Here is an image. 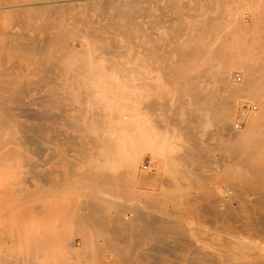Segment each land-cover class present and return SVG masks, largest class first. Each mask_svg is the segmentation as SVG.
I'll use <instances>...</instances> for the list:
<instances>
[{
	"label": "rangeland",
	"instance_id": "374dc122",
	"mask_svg": "<svg viewBox=\"0 0 264 264\" xmlns=\"http://www.w3.org/2000/svg\"><path fill=\"white\" fill-rule=\"evenodd\" d=\"M0 9V264H264V0Z\"/></svg>",
	"mask_w": 264,
	"mask_h": 264
},
{
	"label": "bare ground",
	"instance_id": "6f19581e",
	"mask_svg": "<svg viewBox=\"0 0 264 264\" xmlns=\"http://www.w3.org/2000/svg\"><path fill=\"white\" fill-rule=\"evenodd\" d=\"M2 1H4V0H2ZM122 1H123V0H122ZM119 3H120V2H119ZM105 4H107V3H105ZM127 4H128V3H127ZM25 6H26V5H25ZM108 6H109V5H108ZM113 6H114V5H113ZM18 7H19V6H18ZM120 7H121V6H120ZM120 7H118V8H120ZM122 7H123V6H122ZM3 8H5V7H3ZM3 8H2V9H3ZM13 8H14V7H13ZM13 8L11 7L12 10H13ZM19 8H20V7H19ZM7 9H8V7H7ZM17 9H18V8H17ZM65 9H67V8H65ZM0 10H1V9H0ZM7 11L9 12L10 9L7 10ZM119 11L122 12L121 10H119ZM135 11H138V8H136ZM16 12H17V11H16ZM11 13H13V12L11 11ZM8 14H9V13H8ZM10 16H11V14H10ZM11 17H12V16H11ZM225 73H226V72H225ZM221 74H222V73H221ZM222 75H223V74H222ZM222 75H221V78H220L221 80H222V78H223ZM224 77H225V76H224ZM224 88H225V87H224ZM230 91H232V90L230 89ZM196 92H197V91H196ZM198 94H199V92H198ZM199 99H200V98H199ZM225 100H226V99H225ZM223 101H224V99H223ZM223 101H222V102H223ZM226 101H228V100H226ZM231 101H232V100H231ZM224 102H225V101H224ZM224 102H223V103H224ZM227 104H229V106L233 108V106L230 105V104H232L230 101H229L228 103H226V105H227ZM222 105H223V104H222ZM224 106H225V103H224ZM2 107H3V106H2ZM2 107H0V108H2ZM226 107H227V106H226ZM226 107H225L224 109H226ZM22 109H23V108H22ZM229 109H230V108H229ZM229 109H228V107H227V110H229ZM1 110H2V109H1ZM20 110H21V109H20ZM26 110H27V109H26ZM26 110H25V111H26ZM2 111H3V110H2ZM27 111H28V110H27ZM230 111H231V110H230ZM233 111H234V109H233ZM28 112H29V111H28ZM231 112H232V111H231ZM25 113H27V112H25ZM10 119H11V117H10ZM228 119H229L228 115L225 114V115H223V116H220L218 120H220V121L224 124V125H223V124H222V125L226 127L227 124H228V123H227ZM5 123H6V124H5ZM5 123H4V125H8V124H9V122H5ZM226 123H227V124H226ZM228 126H229V125H228ZM25 127H26V126H25ZM25 127H24V128H25ZM22 128H23V127H22ZM29 128H32V127H29ZM219 128H220V126H219ZM228 128H229V127H228ZM27 129H28V126H27ZM27 129L25 128V130H27ZM34 129H35V130H34ZM36 129H37V128H33L32 130L36 131ZM41 129H42V128H41ZM44 129H45V128H44ZM25 130H24V131H25ZM42 130H43V129H42ZM27 132H28V130H27ZM39 132H41V131H39ZM41 133H44V132H41ZM34 134H35V133H34ZM242 134H243V133H242ZM234 135H235V134H234ZM234 135H233V136H234ZM236 135H237V134H236ZM231 136H232V135H231ZM233 136H232V137H233ZM244 136H245V135L243 134L242 136H240L239 139H244ZM30 137L33 138L34 136H30ZM228 138H229V137H228ZM40 140H41V139H40ZM30 141H31V138H30ZM34 141H35L36 143H38L37 141H39V140H37V141L34 140ZM35 142H33V143H35ZM239 142H240V141H239ZM239 142H238V143H239ZM231 145H232V144H231ZM233 145H234V144H233ZM256 146H257V144H256ZM256 146H255V147H256ZM235 147H236V148H235ZM235 147H234L233 149L230 147V148L232 149L231 154H232L234 151L237 152V149L240 151V149L242 148L241 146H240V148H238L237 146H235ZM36 148H37V146H36ZM41 149H42V148H41ZM234 149H236V150H234ZM229 150H230V149H228V151H229ZM235 152H234V153H235ZM261 152H262V151H261ZM234 153H233V155H234ZM229 154H230V152H229ZM231 154H230V155H231ZM263 154H264V153H263ZM235 155H236V153H235ZM237 155H238V153H237ZM237 155H236V156H237ZM248 155H249V154H248ZM231 156H232V155H231ZM247 158H248V157H247ZM243 159H244V158H243ZM245 160H246V159H245ZM242 163H243V162H242ZM243 164H244V163H243ZM245 164H246V163H245ZM247 166H248V165H246V167H247ZM233 168H234V167H233ZM247 168H249V167H247ZM235 169H236V168H235ZM133 170H134V169H133ZM227 171H228V170H227ZM231 173H233V171H232ZM231 173H230V174H231ZM241 173H242V172H241ZM243 173H244V172H243ZM228 174H229V172H228ZM104 177H105V176H104ZM109 177H110V176H109ZM226 196H227V195H226ZM238 196H239V195H238ZM238 196H237V197H238ZM241 197H242V196H241ZM259 197H260V196H259ZM239 198H240V197H239ZM262 198H263V197H262ZM252 199H253V198H252ZM244 200H245V199H244ZM258 201L261 202L260 199H259ZM249 202H250V201H249ZM252 202H254V199L252 200ZM252 202H251V203H252ZM256 202H257V201H256ZM257 203H258V202H257ZM234 204H235V203H234ZM246 204H247V203H246ZM254 205H256L255 202H254ZM254 205H253V206H254ZM259 205H262V204H259ZM246 207L248 208L249 206H246ZM255 207L258 208V207H262V206H258V205H256ZM262 208H263V207H262ZM224 209H225V207H224ZM259 210H260V209H259ZM208 211H209V209L207 210V212H208ZM212 211H213V210L211 209V212H212ZM247 211H248V210H247ZM213 213H214V212H213ZM213 213H212V214H213ZM216 213H217V212H216ZM233 213H234V212H233ZM217 214H218V213H217ZM235 214H236V213H235ZM219 215H220V214H219ZM143 216H144V215H143ZM261 216H263V215H261ZM235 217L237 218V216H235ZM231 218H232V217H231ZM231 218H230V220H231ZM139 219H140V218H139ZM144 219H145V218H144ZM239 219H240V218H239ZM259 219H260V218H259ZM141 220H142V219H141ZM153 220H154V219H153ZM233 220H234V218H233ZM237 220H238V218H237ZM237 220H235V221H237ZM260 220H261V219H260ZM217 221H218V220H217ZM240 221H241V220H240ZM152 222H154V221H152ZM241 222H242V221H241ZM262 222L264 223V219L262 220ZM154 223H155V222H154ZM250 223H251V222H250ZM250 223H249V224H250ZM260 223H261V222H260ZM156 224H157V223H156ZM253 224H255V223H253ZM261 224H262V223H261ZM145 225H146V224H145ZM262 225H263V224H262ZM262 225H261V226H262ZM248 226H249V225H248ZM146 227H148V226H145V227H144V228H145V229H144V232L147 231V230H146ZM148 228H149V227H148ZM237 228H238V227H237ZM239 228H240V227H239ZM150 229H151V228H150ZM150 229H149V230H150ZM154 230H155V229H154ZM154 230H153V231H154ZM159 230L161 231V229H159ZM260 230L262 231V229H260ZM153 231H152V232H153ZM163 231H164V230H163ZM148 232H149V231H148ZM262 232H263V231H262ZM160 233H161V232H160ZM152 234H153V233H152ZM257 234H259V233H257ZM154 235H155V234H154ZM162 238H163V237H162ZM229 239H230V238H229ZM159 240H160V239H159ZM161 240H162V239H161ZM157 242H158V240H157ZM161 242H162V241H161ZM163 242H164V241H163ZM166 243H167V242H166ZM169 243H170V242H169ZM137 244H138V243H137ZM163 244H164V243H163ZM224 244H225V243H224ZM129 245H130V244H129ZM151 245H153V244H151ZM157 245H158V244H157ZM165 245L167 246V244H165ZM173 245H174V244H173ZM173 245H172V246H173ZM177 245H178V244H177ZM159 246H160V245H159ZM162 246H163V245H162ZM160 247H161V246H160ZM164 247H165V246H164ZM164 247H161V249L164 248ZM174 247H176V245H175ZM167 248H168V247H167ZM182 248H183V247H182ZM159 250H160V249H159ZM163 250H165V248H164ZM209 250H210V249H209ZM150 251H151V250H150ZM168 251H169V250H168ZM158 252H159V251H158ZM141 256H142V255H141ZM222 256H223V255H222ZM138 257H139V256H138ZM135 259H136V258H135ZM153 259H154V258H153ZM155 261H157V260H155ZM255 263H256V262H255ZM255 263H254V264H255ZM156 264H157V263H156ZM249 264H250V263H249ZM252 264H253V263H252ZM258 264H259V263H258Z\"/></svg>",
	"mask_w": 264,
	"mask_h": 264
},
{
	"label": "built area",
	"instance_id": "2783aa9c",
	"mask_svg": "<svg viewBox=\"0 0 264 264\" xmlns=\"http://www.w3.org/2000/svg\"><path fill=\"white\" fill-rule=\"evenodd\" d=\"M254 110H256L255 107H250L248 105H243L242 111H241L242 117H246L247 115H249L250 112H253ZM236 129H241V124H237L236 125Z\"/></svg>",
	"mask_w": 264,
	"mask_h": 264
}]
</instances>
